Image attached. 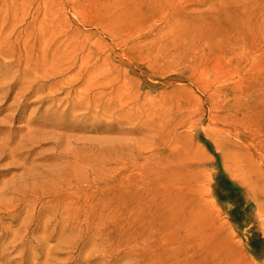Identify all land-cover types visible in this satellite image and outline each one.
Returning a JSON list of instances; mask_svg holds the SVG:
<instances>
[{"label":"rangeland","instance_id":"374dc122","mask_svg":"<svg viewBox=\"0 0 264 264\" xmlns=\"http://www.w3.org/2000/svg\"><path fill=\"white\" fill-rule=\"evenodd\" d=\"M0 238L264 264V0H0Z\"/></svg>","mask_w":264,"mask_h":264},{"label":"bare ground","instance_id":"6f19581e","mask_svg":"<svg viewBox=\"0 0 264 264\" xmlns=\"http://www.w3.org/2000/svg\"><path fill=\"white\" fill-rule=\"evenodd\" d=\"M132 59V57H130ZM173 62L168 61L165 58H155L153 62H149L148 64L142 66L140 68L141 74L153 71L155 69H158L160 73H168L171 69V65ZM108 237L110 239H115V235L113 233H109ZM1 242V238H0ZM60 243H58L59 245ZM72 248V247H71ZM132 258L134 260L133 264H143L141 261H139L140 258L146 259L149 256H153L155 253V256L157 257V261L155 263L151 264H187L183 260V253L181 250H176V251H170V250H159L155 251L152 249H142L139 250L135 248L134 250H131ZM59 256V254L55 253V248H50L47 249L46 253L42 257H37L36 258V264H40V260L44 259L42 264H48L49 262H56V258ZM169 257H172L173 259L171 260ZM3 260V256H0V262ZM70 263H72V259L68 260Z\"/></svg>","mask_w":264,"mask_h":264}]
</instances>
